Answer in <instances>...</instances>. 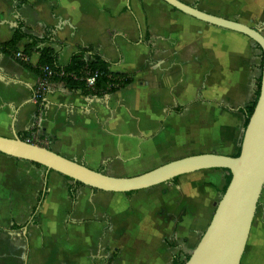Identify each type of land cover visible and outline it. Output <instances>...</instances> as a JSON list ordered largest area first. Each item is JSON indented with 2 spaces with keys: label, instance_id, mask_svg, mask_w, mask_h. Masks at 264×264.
I'll list each match as a JSON object with an SVG mask.
<instances>
[{
  "label": "crops",
  "instance_id": "crops-1",
  "mask_svg": "<svg viewBox=\"0 0 264 264\" xmlns=\"http://www.w3.org/2000/svg\"><path fill=\"white\" fill-rule=\"evenodd\" d=\"M180 1L264 37V0ZM20 22L26 35L44 39L41 48L55 51L60 67L78 48L91 47L133 83L103 97L50 83L39 105L40 76L0 50L1 137L25 136L115 178L190 156L239 152L243 110L255 100L263 70L262 51L248 37L162 0H0V45ZM30 43L23 39L18 51ZM30 58L37 67L40 55ZM228 176L204 170L147 190L108 193L0 154V264H173L196 249ZM260 207L249 237L260 227L257 248L264 247V189Z\"/></svg>",
  "mask_w": 264,
  "mask_h": 264
},
{
  "label": "water",
  "instance_id": "water-1",
  "mask_svg": "<svg viewBox=\"0 0 264 264\" xmlns=\"http://www.w3.org/2000/svg\"><path fill=\"white\" fill-rule=\"evenodd\" d=\"M162 1L200 22L244 35L262 51L260 95L244 130L238 157L190 156L138 176L115 178L24 141L16 134L11 139L0 136V154L38 164L94 190L121 194L147 190L199 171L227 170L232 175L231 182L186 264H241L264 188V37L259 30L209 15L180 0Z\"/></svg>",
  "mask_w": 264,
  "mask_h": 264
},
{
  "label": "trees",
  "instance_id": "trees-1",
  "mask_svg": "<svg viewBox=\"0 0 264 264\" xmlns=\"http://www.w3.org/2000/svg\"><path fill=\"white\" fill-rule=\"evenodd\" d=\"M22 4L26 3L27 0H20ZM24 23H19V28L17 29L12 40L4 45H0V50L4 53L14 56L18 52V44L25 38H27L31 43L24 49V53L28 56L33 54L40 55L39 65L37 67H32L30 64L21 63L27 70L36 73L43 79V73L40 68L44 66H49L55 73H63V76H55L50 79V83H61L64 85L65 90L69 93H82L87 95H92L96 97H103L105 95H112L133 83V78L127 75L114 74L111 72V64L105 61L94 48H78L77 52L72 56L69 65L65 67H60L58 65V55L50 48H41L40 46L44 43V39H38L32 35H26L24 33ZM96 75V82L93 88L87 87V79L91 76ZM261 85V82H260ZM260 85L258 92L256 94L255 100L247 106L243 112L245 113L246 120L244 123V130L248 126L250 117L252 116L256 104L260 95ZM36 91V90H35ZM35 93V92H34ZM44 98V97H43ZM43 98L38 100V104L43 103ZM21 139L26 141L25 136H21ZM33 143V142H31ZM40 147H45L41 144L33 143ZM241 153V147L239 152L235 157H238ZM38 165V164H36ZM40 166V165H38ZM41 167V166H40ZM227 171V170H226ZM227 185L224 189L226 192L232 175L229 171ZM70 182H73L75 186H82L80 183L75 182L67 178ZM75 190V189H74ZM74 197V193H73ZM191 255H187L184 259L177 257L173 264H186L190 259Z\"/></svg>",
  "mask_w": 264,
  "mask_h": 264
},
{
  "label": "built area",
  "instance_id": "built-area-1",
  "mask_svg": "<svg viewBox=\"0 0 264 264\" xmlns=\"http://www.w3.org/2000/svg\"><path fill=\"white\" fill-rule=\"evenodd\" d=\"M14 58L16 61L19 63L23 64H30L31 63V58L27 54L24 53V51H18L15 53ZM41 72L43 73V79H41L39 85L37 86V89L35 91V101L38 102L39 99L45 97L47 94V91L50 86V79L59 75L63 76V73H55L54 71L51 70L49 66H44L40 68ZM96 82V75L91 76L87 79V87L88 88H93ZM44 99V98H43Z\"/></svg>",
  "mask_w": 264,
  "mask_h": 264
},
{
  "label": "rangeland",
  "instance_id": "rangeland-1",
  "mask_svg": "<svg viewBox=\"0 0 264 264\" xmlns=\"http://www.w3.org/2000/svg\"><path fill=\"white\" fill-rule=\"evenodd\" d=\"M260 200H261V197H260ZM215 208H217V206ZM260 213H261V207L257 211L258 215H260ZM258 230H260V227L256 226L254 230L255 231L254 238L250 241L248 240V244H247L245 254L243 256L241 264H264V247L262 246L261 248H257V246H254V243H253L255 239V235Z\"/></svg>",
  "mask_w": 264,
  "mask_h": 264
}]
</instances>
